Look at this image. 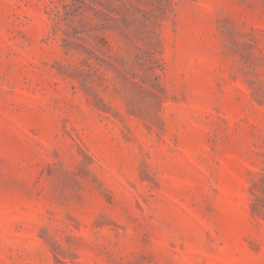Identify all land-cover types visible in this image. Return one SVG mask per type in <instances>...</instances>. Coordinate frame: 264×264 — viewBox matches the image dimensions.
<instances>
[{"label":"rangeland","instance_id":"1","mask_svg":"<svg viewBox=\"0 0 264 264\" xmlns=\"http://www.w3.org/2000/svg\"><path fill=\"white\" fill-rule=\"evenodd\" d=\"M0 264H264V0H0Z\"/></svg>","mask_w":264,"mask_h":264}]
</instances>
